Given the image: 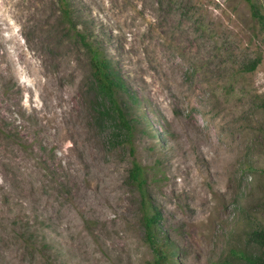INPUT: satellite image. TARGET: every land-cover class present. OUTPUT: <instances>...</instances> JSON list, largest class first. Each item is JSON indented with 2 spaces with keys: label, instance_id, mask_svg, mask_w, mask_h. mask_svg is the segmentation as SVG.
Instances as JSON below:
<instances>
[{
  "label": "rangeland",
  "instance_id": "rangeland-1",
  "mask_svg": "<svg viewBox=\"0 0 264 264\" xmlns=\"http://www.w3.org/2000/svg\"><path fill=\"white\" fill-rule=\"evenodd\" d=\"M70 1L129 91L102 106L58 0H0V264H156L144 201L179 264L264 251L249 242L264 229V0L259 17L247 0Z\"/></svg>",
  "mask_w": 264,
  "mask_h": 264
},
{
  "label": "trees",
  "instance_id": "trees-1",
  "mask_svg": "<svg viewBox=\"0 0 264 264\" xmlns=\"http://www.w3.org/2000/svg\"><path fill=\"white\" fill-rule=\"evenodd\" d=\"M252 15L255 17L260 16V9L258 4L254 0H247ZM59 12L68 25L70 30L74 32V36L77 37L83 46L86 48L88 54L89 65L91 69V83L99 95L102 106L107 109V104L111 103L117 105V98L119 92L126 91L125 82L114 65V61L108 56L105 49L95 41L91 36L87 35L83 30H78L74 18L76 17V11L70 0H58ZM259 58L251 61L245 69L253 70ZM128 128V124H125ZM131 150L133 148L131 147ZM130 175L136 185L140 188L142 195L146 196L144 191V184L146 181L145 172L141 165L136 161L133 162L130 170ZM161 214L158 208L149 203L148 201L143 204L142 207V222L145 228L146 239L150 242L154 252L156 253V264H179L174 259L175 254H178V250L168 243V239L162 240V231L160 229ZM249 242L260 249H264V229H252L249 230ZM245 264H264V251L251 252L244 254Z\"/></svg>",
  "mask_w": 264,
  "mask_h": 264
}]
</instances>
